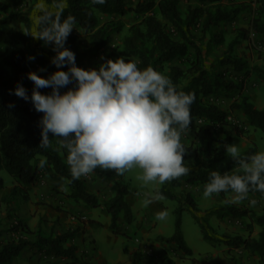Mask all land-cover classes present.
<instances>
[{"label": "trees", "instance_id": "trees-1", "mask_svg": "<svg viewBox=\"0 0 264 264\" xmlns=\"http://www.w3.org/2000/svg\"><path fill=\"white\" fill-rule=\"evenodd\" d=\"M26 1L0 2V12L9 10L10 19L21 23L28 30V14L20 10ZM182 1L136 0L132 6V4H128L129 0H106L103 4H93L92 0H43L46 5L55 9L52 13L61 15V19L68 15L74 16V27L80 29L87 36L88 48L84 51L79 49L74 34L67 37L65 47L75 53V60L89 52L103 53L105 47L110 43L112 35L123 29V25L117 20L115 21L113 17L123 16L128 11L133 12L134 23L128 26L120 46L116 50L106 53L104 59L115 60L117 57L123 56L126 60L137 61L140 68L152 66L168 76L178 91L195 95V100L190 106L192 117L190 124L200 119L204 125L209 126L201 124L202 126H198L195 131L196 137L204 145L203 163L197 168L191 169L184 177L187 184L204 185L212 170L221 173L227 171L229 174L240 171L236 161L232 158L227 159L225 148L230 144L232 134H242V131L229 128L228 114L217 106L204 101V97L219 88L227 91L233 89L239 91L242 82L239 80L237 83L232 79L224 78V72H208L204 68V61L205 53H208L212 46L220 45L224 41L221 33L213 32L214 25L219 21H233L243 6L229 8L224 4V2L233 4L232 0H193L195 4L188 5V13L183 16L179 9V4ZM184 1L189 2L190 0ZM57 4H63V8H58ZM256 5V17L252 21V29L248 32V36L250 33L255 34L257 43L264 47V0H256ZM45 12L51 11L44 10L39 13L38 17L44 15ZM104 15L110 19L100 23V16ZM39 27L38 24L37 31ZM196 32L201 33L199 39L201 42H205L204 52L195 39L194 33ZM239 36L245 38L247 30H239ZM29 42L28 36L24 33L4 31L0 28V44L6 47H24L29 45ZM42 42L37 40L35 45L30 46V54L24 48H15L0 55V170H5L14 182L9 193L2 200L8 202L19 195L26 197L24 195L30 191L31 187L48 178L51 181H66L69 190L68 197L72 201H82L86 206L98 207L96 196L86 190L85 182L80 178L73 179L71 177L67 160L55 148L53 134L49 133L48 147L39 145L41 135L38 121L43 113L37 112L30 100L25 101L10 93V90L20 83L31 96L34 83L27 77V73L34 71L45 77L57 70L51 61L35 52L34 48L39 47ZM236 42L237 40H233L228 44L219 65L228 66L232 71L240 73L246 69V66L242 59L233 54ZM29 55L34 56L35 59L29 60ZM54 55L55 52H51V57ZM32 62L34 65L31 64ZM42 68L44 71H40ZM227 69L224 71L226 72ZM62 70L67 71V66H63ZM252 72L264 85V66H253ZM68 88L70 87L62 88L61 92ZM39 90L49 94L48 87ZM10 104L12 106H9ZM232 108L241 111L249 126L264 134V108H255L244 96ZM211 126L216 129L215 132L210 129ZM216 133H220L221 138L216 139ZM217 141L219 144L213 146V143ZM187 151L186 148L183 160L186 158ZM253 153H256V150L254 147H250L240 155L247 157ZM41 160L45 161L43 167H40ZM93 173L101 179L116 184L114 196L106 203V211L110 216L109 227L116 234L119 214H123L127 223L131 221L132 217L124 199L128 193V185L122 180V175H117L114 170L97 167ZM3 188L4 182L0 177V191ZM157 193L169 199L175 198L174 194L165 188L158 189ZM229 193L231 192H220L219 195L225 197ZM249 194L261 193L250 191ZM185 200L194 207L189 195L185 196ZM181 210L179 208L177 211L173 234L170 237L162 238V241L174 245L185 255H190L191 250L186 245L180 230ZM228 212L234 217L249 215L250 222L247 226L248 236L231 237L227 240V244L236 248L242 247L264 264V232L260 231L257 237L250 235L253 225L264 228V212L260 215L249 214L248 211L235 207H229ZM194 218L197 220L195 216ZM90 224L100 225L94 224L92 221ZM8 228V232L13 235L34 233L21 221L10 224ZM76 231L67 230L55 236L43 237L37 230L34 233L35 241L33 242L22 236H11L5 241L0 240V264H13L14 259L24 248L34 246L45 256L66 260L65 264H84L75 255L76 247L74 245L64 246L65 242L74 238ZM200 231L203 238L208 240L209 236L203 224L200 225ZM165 264H174V262L167 260Z\"/></svg>", "mask_w": 264, "mask_h": 264}, {"label": "rangeland", "instance_id": "rangeland-1", "mask_svg": "<svg viewBox=\"0 0 264 264\" xmlns=\"http://www.w3.org/2000/svg\"><path fill=\"white\" fill-rule=\"evenodd\" d=\"M135 1L129 0L128 4L133 6ZM232 1L233 4L231 2H224V4L229 8H240L241 6L243 8L233 21H219L214 25L213 32L221 33L224 41L220 45L212 46L211 50L205 53L204 68L210 73L224 72V78L232 79L237 83L241 80V88L239 91L236 89L228 91L220 88L216 89L205 96L204 101L217 106L228 114L229 128L242 131V134L233 133L230 141V144L238 146L239 153L250 147H254L256 152H259L264 151V134L260 130L249 126L241 111L232 108L243 96L255 108H264V85L252 72L253 66H264V47L257 43L256 37L251 39L248 36V32L252 29V21L256 17L257 5L256 0ZM0 2L7 3L8 0H0ZM37 4H43L44 8H37ZM190 4H195V1L185 2L183 0L179 4L183 16L187 15V7ZM20 10L28 14V30L21 23L10 19L9 10L0 12V28L4 31L26 34L30 41L29 45L15 48H24L30 54V46L35 45L38 40L31 33L35 34L37 32L39 13L44 10L54 12L55 9L46 5L43 0H27L22 4ZM113 18L123 25L122 31L112 35L111 41L105 47L103 53L89 52L82 58L75 60L77 66L84 69L96 68L103 62L101 57L104 58L106 53L116 50L120 46L123 36L127 33L128 26L134 23L133 12L128 11L123 16ZM109 19L104 15L100 16L99 21L103 23ZM239 30H247V36L240 38ZM70 34L76 36L80 50H87V36L80 29L74 27ZM194 34L198 45L204 52L205 42H201L199 39L201 33L196 32ZM233 40H237L234 44L233 54L235 57L242 59L246 66V69L240 73L232 71L228 66L219 65L224 51ZM15 48L0 44V55ZM34 49L35 52L51 61V52H53L51 44L44 45L42 42L39 47ZM31 64L34 65V62ZM226 68L228 69L225 72ZM67 86L73 87L74 82ZM48 88L50 93L51 88ZM202 125H204L203 122ZM202 125L197 121L191 123L189 129L181 136V142L188 149L184 162L190 170L203 163L204 145L195 135L198 126ZM204 126L209 125L205 124ZM210 129L214 132L216 130L213 126ZM215 138H221L220 133H216ZM54 141L56 150L67 160V150L60 145L58 138L54 137ZM218 144V141L214 142L213 146ZM227 159H231V157L227 155ZM140 171L138 168H133L122 175V180L128 185V193L124 199L129 206L132 217L131 221L127 223L123 218V214L120 213L117 218V233L115 234L109 227L110 216L106 211V203L116 192L115 182H108L97 177L94 173L82 176L80 179L85 182L86 190L95 195L98 200V207H90L82 201L69 199L66 181H51L45 178L46 181H49L47 188H51L50 191L59 195V202L56 203V201L47 199L46 195L39 197L38 191L32 193V195H29L28 192L24 195L26 197L19 195L17 198L12 199L15 200L16 207L7 209L9 201L3 202L2 198L9 193V187H12L14 182L5 170H0V177L4 182L2 190L6 188L8 192L3 195L0 193V240L5 241L11 236H22L32 242L35 241V231L31 230L34 227H28L31 232H34L33 234L17 233V235H13L8 232L10 224H16L17 221H20L18 215L14 213L19 203L22 209L21 216L27 217V221L38 218V225L34 230H38L43 237L55 236L67 230H77L74 238L65 242L64 246L74 245L76 247L75 255L84 264H136L137 262L140 264H165L167 260H172L174 264H262L256 256L250 255L242 247L236 248L233 245H228L227 240L235 236H248L247 226L250 222L249 215L234 217L228 212V208L235 207L239 210H246L249 214L260 215L264 212V195L248 193V197L240 202L226 203L231 199L232 193L225 197H221L219 193H214L211 197L204 198L202 196L204 185L187 184L185 175L171 181H165L163 184L151 182L144 185L142 181L137 179ZM38 186L39 184L34 187L37 188ZM161 188L172 192L175 198L163 197L162 199H153L150 204L144 203L145 198L156 195L157 190ZM186 195L190 196L194 207L187 203L185 200ZM251 200H255L256 203H250ZM27 208L34 209V212L31 214H28L31 211L23 212ZM179 208L182 209L180 213V230L186 245L191 250L190 255H185L174 245L162 241V238L170 237L173 234ZM161 210H167L168 213L164 220L157 219V213ZM91 221L100 225L94 226L90 224ZM201 224L204 225L209 236L208 240L203 238L200 231ZM129 225L132 227H129ZM260 231L264 232V228L253 225L251 237H257ZM75 240H78V242L75 243ZM23 250H26L25 253H27L25 258L30 260L33 258L35 264H65L66 262V260L60 258L45 256L35 246L26 247Z\"/></svg>", "mask_w": 264, "mask_h": 264}, {"label": "clouds", "instance_id": "clouds-1", "mask_svg": "<svg viewBox=\"0 0 264 264\" xmlns=\"http://www.w3.org/2000/svg\"><path fill=\"white\" fill-rule=\"evenodd\" d=\"M105 2L92 0L93 4ZM57 7L62 9L63 4ZM37 8L43 9L44 5L37 4ZM37 23L38 31L30 33L44 45H52L55 55L51 63L57 70L46 78L28 72L27 77L34 83L31 96L20 83L10 93L30 100L34 109L43 113L38 121L39 145L48 147L50 132L58 138L67 150L73 179L88 176L97 167L114 170L117 175L138 168L141 171L137 179L144 185L163 184L190 172L183 160L186 148L181 136L192 121L193 93L178 91L162 72L152 66L140 68L137 61L123 56L115 60L101 57L103 62L98 68L79 67L75 53L65 47L75 17L61 19L59 13L45 12ZM28 59L35 57L29 55ZM63 66H67V71L62 70ZM73 82V87L61 92ZM47 87L51 88L49 94L39 90ZM225 150L240 171L229 174L212 170L202 196L231 192L226 203H233L246 199L250 191L264 195V151L242 157L236 144L227 145ZM44 163L41 160L40 167ZM162 198L157 193L145 198L144 203ZM167 215V210H161L157 219L164 220Z\"/></svg>", "mask_w": 264, "mask_h": 264}, {"label": "crops", "instance_id": "crops-1", "mask_svg": "<svg viewBox=\"0 0 264 264\" xmlns=\"http://www.w3.org/2000/svg\"><path fill=\"white\" fill-rule=\"evenodd\" d=\"M41 184V185H40ZM39 184V186L36 188V187H31V189H30V191H29V195H32V193H35V192H37L38 191V193H39V197L41 196H43V195H46V198L47 199H51L52 201H56V203L57 202H59V195H56V193L55 192H52V191H50L49 189H51V188H47V185H49V181H46V179L45 180H43L42 181V183H40ZM11 188V186L9 187V189ZM4 191V192H3ZM0 193L3 195V194H7L8 192L6 191V188L4 189V190H1L0 191ZM0 194V195H1ZM54 195V196H53ZM51 196V197H50ZM18 205L19 206H17V208L14 210V213H16L17 215H18V218H19V220L21 221V222H23V223H25L26 225H27V227H29L30 228V226L31 227H34V228H31V230L32 231H37V230H34L36 227H37V225H38V222H37V220H38V218H35V219H31V221H27V217H25V216H21V212H22V209H21V205L18 203ZM7 209H14L15 207H16V202H15V200H9V203L7 204ZM31 209V210H30ZM27 211H31L30 213H28V214H31V213H33L34 212V209H32V208H27V209H25V211H23V212H27ZM40 211V210H39ZM55 217V216H54ZM95 221H97V220H95ZM109 221H110V219H109ZM110 223V222H109ZM134 223V222H133ZM131 225H129V227H130ZM132 227V226H131ZM76 242H78V240H75V243ZM77 245V244H76ZM26 252V250L24 251L23 250V252L21 253V254H19V256L18 257H16L15 259H14V262H13V264H35L36 262H35V260L32 258L31 260L29 259V258H25V255L27 254V253H25Z\"/></svg>", "mask_w": 264, "mask_h": 264}, {"label": "built area", "instance_id": "built-area-1", "mask_svg": "<svg viewBox=\"0 0 264 264\" xmlns=\"http://www.w3.org/2000/svg\"><path fill=\"white\" fill-rule=\"evenodd\" d=\"M249 37L252 39V37H255V34L250 33ZM197 122H198L199 124H202V120H200V119H198Z\"/></svg>", "mask_w": 264, "mask_h": 264}]
</instances>
